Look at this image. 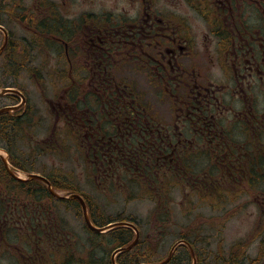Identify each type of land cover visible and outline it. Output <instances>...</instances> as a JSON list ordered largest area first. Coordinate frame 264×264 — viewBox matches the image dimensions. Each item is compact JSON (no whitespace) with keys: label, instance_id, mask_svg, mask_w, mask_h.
Returning a JSON list of instances; mask_svg holds the SVG:
<instances>
[{"label":"flooded vegetation","instance_id":"flooded-vegetation-1","mask_svg":"<svg viewBox=\"0 0 264 264\" xmlns=\"http://www.w3.org/2000/svg\"><path fill=\"white\" fill-rule=\"evenodd\" d=\"M77 1L88 5L87 11L78 12ZM3 3L0 69H69L68 74L87 79V106L78 98L72 102L67 91L49 104L62 123L53 135L80 151L86 170L98 176L89 179L99 192L93 196L109 199L119 185L131 194L127 187L138 183L136 177L128 178L132 168L141 174L142 165H152L157 178L176 176L184 161L195 169L203 208L210 191L226 195L207 204L217 212L230 199L264 188V0H27L16 8L13 0ZM196 23L209 27L204 44L194 33ZM12 28L23 33L17 41ZM203 69H219L223 80ZM123 73H146L154 106L167 107V121L148 103L151 96ZM77 83L70 78L67 85L78 90ZM56 148L63 150L59 143ZM150 151L156 154L152 161L141 158ZM174 159L178 167L173 175ZM33 164L28 163L32 172L47 179L54 191L62 188L63 178L42 174ZM242 179L248 188L234 187ZM111 185L117 188L109 189ZM260 194L264 204V189ZM83 197L89 207L91 197ZM52 201L58 200L46 184L16 179L0 162V256L15 233L18 243L30 234L33 240L44 234L52 240L56 219L44 206Z\"/></svg>","mask_w":264,"mask_h":264},{"label":"rangeland","instance_id":"rangeland-1","mask_svg":"<svg viewBox=\"0 0 264 264\" xmlns=\"http://www.w3.org/2000/svg\"><path fill=\"white\" fill-rule=\"evenodd\" d=\"M75 6L78 12L87 11L89 8L88 5L82 1H77ZM11 31L13 32L12 39L15 41L23 35L22 31H19L17 28H12ZM205 32H209V27L207 25H203L202 23L195 24L194 33L198 38L203 40V44L205 43ZM0 42H2V38L0 39ZM1 65L0 61V66ZM203 71L204 73H215L218 75L215 78H220L221 76L222 79L219 69H203ZM144 75H146V73H143L142 75L138 73H123L122 77L127 78L129 83H136L140 86L142 92L148 94L147 98L149 99L153 93L150 84L147 83ZM31 78L32 75L29 77V75L24 73L21 82L22 87L24 89L26 87L31 93L29 94L31 105H34L37 109L34 117L29 118V122L34 128L38 127L40 130L31 133V136L26 135L25 138L22 136V140L16 141L15 147L18 145L17 151L21 153L23 159L21 160V163L24 164L25 161V163L36 161V164H33L34 170H43L44 172L41 171L42 174L46 173L50 176L55 175L60 179L63 178V180H61L62 186L59 185V187L70 185L69 181H73L71 187L74 190H78L81 193L88 195V197H91V209H89V212L94 213L96 211L97 213H102L103 216H101L99 222L104 220V217L108 216H111L114 219L119 216L124 218H126L125 216H129L136 222L137 227L141 230L142 236H154L159 234V231H162L161 228H156L165 226L164 219H160L154 212L158 211V209H160V211L166 210L165 203H167L170 214H172V217H170V219L168 218L172 225V229L165 233L161 244V257L163 258L167 257L171 247L180 237L190 235L189 239L194 241L196 239V234L199 233L201 237H204V242L197 243L195 247L200 256L197 255L198 264H264V204H261L263 195L260 194L264 188L254 191L255 194H249L247 197H239L238 200H235V198L230 199V202L224 204L222 211L220 210L217 212L207 206L206 202H204V204L206 203L205 208L202 207V202L197 200V195L199 194L198 191L192 190L188 187L183 188L180 185L176 186L174 188L176 190L172 191V193L165 192L163 194L161 191L157 192L156 187H154V191L156 192L155 197L149 195L152 193L148 192L146 197L142 198L141 195L144 192L141 187L140 190L138 188L132 190L133 194L128 195L123 193L124 190L122 185L118 186L122 192L119 190L113 191L109 194V196H111L109 199L106 197L100 198L97 195L93 196L91 190L92 187H90L91 181L89 179L95 178V176L97 178L98 176L90 174V172L86 170L87 164L83 160L80 151H78L71 143H67L66 145L63 144L60 142V137L57 138L56 135H53L52 131L57 123V117L54 115L55 113H52L51 109L48 107L49 105L45 103V98L42 97L43 95L40 92L41 90L34 82L36 79ZM54 81L56 80L53 78L49 79V83ZM12 85H14L13 80H8L2 69H0V86L4 87ZM54 93L56 94L55 99L59 100L64 92L61 94L59 89L53 85V91L48 87L47 91L45 90L44 95L47 98H53ZM152 98L153 97L151 96L148 103H153L152 106L154 107L153 109H156V113L160 115L162 120L167 121L169 117L167 107L164 105L154 106V99ZM13 104L14 102L9 98H0V107L11 106ZM57 127L59 134L62 128V123L58 122ZM65 140L67 141V139ZM57 143L62 145L63 150L56 148ZM52 144L55 145L54 150H50V145ZM7 145L8 143L5 142V140L0 139V149L5 150ZM39 149L42 150V153ZM28 156H30V159L27 160ZM202 160L207 163L213 161L207 159ZM207 173L209 177H215L219 181L225 179L218 173L215 175L210 172ZM58 175H60V177ZM20 176L22 178L25 177L23 174H20ZM173 182L174 181H172L169 186H173ZM161 183L162 182L160 181V184ZM127 184H129V182H127ZM235 186L241 190L243 188H248L245 179L239 181L238 184L235 183L234 187ZM210 188H212V186ZM93 191L96 192L95 189H93ZM56 192L61 196H66L68 191L61 188L57 189ZM216 192L217 191H210L211 197H208L207 200L215 202L219 198H226L225 193L222 195L213 194ZM121 193L124 194L125 198ZM234 194L236 195V193ZM122 196L124 198L123 200L121 199ZM233 197L234 195L229 194V198ZM44 206L51 218L53 220L56 219V225L59 224L58 226H60L57 228L56 233H58L61 238L64 236L68 245H65L63 250L60 248L55 252L53 246L57 247V245L51 243L47 234H44V239H42V237L38 239L39 236L38 238H34L36 240L31 239L33 238V234H30L28 240H25L24 242L20 241V243H18L15 242V233L10 241L7 240V243L4 244L1 249L0 258L3 260L4 264H54L55 261L60 262V255H62V257H67L71 254L75 257H84V259L88 258L87 255L92 250V246L88 245L89 234L88 230H86L87 227L85 226L82 212H80L73 204L58 203L55 201H52L47 205L44 204ZM120 212H123L124 214H120ZM44 218L45 222L50 220L49 217L48 219L46 218L45 213ZM15 224H17V222H15ZM153 227H156V230ZM50 228L51 227L49 226L47 232ZM21 233L26 237L27 233ZM18 236H21V234L19 233ZM27 236L29 237V235ZM155 238H158V236ZM47 239L48 242L46 245L45 243ZM102 241L105 242L104 240ZM106 248L107 247L103 246L101 251ZM23 250L26 252L25 256H22ZM105 253L108 255V249L105 250ZM175 256L178 260H176L175 263L173 262V264H192L187 249L180 248ZM231 256L236 258L235 262H231ZM14 257L15 259H13ZM203 258L205 259L203 260ZM244 261H246V263Z\"/></svg>","mask_w":264,"mask_h":264},{"label":"trees","instance_id":"trees-1","mask_svg":"<svg viewBox=\"0 0 264 264\" xmlns=\"http://www.w3.org/2000/svg\"><path fill=\"white\" fill-rule=\"evenodd\" d=\"M0 13H1V9H0ZM26 70V69H4V75L7 77V79H13L14 85L12 86H4V87H14L17 86V79L20 78V75L22 74V71ZM66 72V71H63ZM66 73L60 74L59 76L62 77L63 75H65ZM49 76L53 77L55 75L50 74ZM56 77V76H55ZM16 83V85H15ZM79 85L78 90H75L74 88L71 87V85H69L68 87L72 88V94L70 95V99L72 102L76 101L77 98H80V104L84 103L86 106L88 105V95L86 94L87 92L84 93V82L83 81H79L77 83ZM6 98H9L13 101H17L18 98L17 96L14 95H8ZM83 98V99H82ZM36 113L35 108L33 107V105L29 104L27 107V112L24 116L22 117H18L15 118L13 117L12 114H3L0 116V139L5 140V142L8 143L6 150L9 152L10 154V158L12 163H14V165H21L19 159L15 156V151L17 150V146L15 147V143L16 141H20L22 140V136H24V138L26 137V135L28 136L29 133L31 131H33L35 128L31 125V123L29 122V118L34 117ZM16 114V113H15ZM33 128V130H32ZM29 131V132H28ZM152 151H150L149 153H146V155H142L141 158L145 159V160H150L152 161V155L156 156V154L154 152H152L153 154H150ZM176 156V154L174 155V157ZM179 160H177L178 162ZM140 163V162H139ZM176 164V161L174 159L172 168L173 166ZM183 164V168H180L177 172V166H175V168H173V175L176 172V176H174V179L178 178V182L182 185H184V177L185 174H192V167L189 166L188 164H185V161L182 163ZM142 164H138V168L141 166ZM135 168H136V163L134 164ZM23 167V166H22ZM156 169V168H155ZM155 169L152 167V165H150V167H147L145 165H142L140 167L141 170V174L138 171H134V169L132 168L130 170V172H128V178H130L131 176H134L137 178L138 183H132L131 186H128V190L130 191L131 194H133L134 189L138 188L140 190V187L143 189V194L141 195V197L145 198L146 194L148 192L152 193L149 195H152L153 197L156 196V192L154 191V187H156L157 192L161 191L162 193L167 191V187L170 185V183L172 182L171 176L169 175H164L161 176L159 178L156 177V173H155ZM183 175V176H182ZM173 177V176H172ZM127 178V179H128ZM111 180V178H110ZM160 181L162 183H164V186L161 188L159 186ZM196 182H188V184H186L185 186H189V188H191L192 190H196L199 191V185L196 184ZM130 184V183H129ZM144 185V186H143ZM65 190H74L71 185H64L62 187ZM117 187H115L114 185H111L109 189H116ZM120 190V189H117ZM113 191H111L110 193H112ZM122 192V191H121ZM130 195V194H129ZM125 198V196H124ZM90 202V201H89ZM67 204H73V205H78L76 203V201H72V202H67ZM89 207H90V203H89ZM165 207L166 210L164 211H160V209H158V211L155 213L156 216H158L160 219H164V227H153L154 229H160L162 231H159V234L156 235H143L141 236L139 242L137 243L136 247L131 251V252H124L121 253L117 256L116 258V264H146V263H156L159 261H162L163 259L161 258V244L165 233H167L171 228V224H170V220H168V218L170 219V217L168 216V207H167V203H165ZM79 209V208H78ZM91 209V208H90ZM91 216V220L94 223L95 226L97 227H105L109 224L115 223V222H123V221H130L132 223H135V221H133L130 217H128V219H124L123 217H118L116 219L112 218L111 216L108 217H104V220L100 221L102 213L100 214V212H94V213H90ZM103 218V217H102ZM59 225V224H58ZM57 225V228H59L60 226ZM155 229V230H156ZM88 230V234H89V238H88V245L92 246V250L88 253L87 255V259H84V257H75L74 255H69L67 257H62V255H60V262L55 261L54 264H113L112 263V253L122 247H126L128 245H130L134 239H135V234L134 232L126 227H117L115 229H112L110 231H108L105 234H98V233H94L92 231ZM57 231V230H56ZM53 232L52 233V240L51 243L54 245L56 244V246H53V249L55 250V252L58 249H62L64 248V246L68 245L66 239L61 238L58 233ZM64 231H65V227H64ZM189 234V233H188ZM156 236H158V238H155ZM190 238V235L187 236H183L181 237V239L188 241L193 248L195 249L197 243H202L204 241V239L201 237V235L199 233L196 234V239L194 241H192ZM102 240H104L105 242H103ZM103 246L107 247L106 249H108V255H106L105 250L103 249V251H101V249L103 248ZM73 248V247H71ZM180 248H186L184 246H181ZM196 255L199 256V253H196ZM54 256V255H53ZM200 257V256H199ZM55 258V256H54ZM190 258V257H189ZM178 260L176 256H174L172 258V261L169 264H173V262L175 263V261Z\"/></svg>","mask_w":264,"mask_h":264},{"label":"water","instance_id":"water-1","mask_svg":"<svg viewBox=\"0 0 264 264\" xmlns=\"http://www.w3.org/2000/svg\"><path fill=\"white\" fill-rule=\"evenodd\" d=\"M7 93H17V94H18L17 91H14V90H11V89H7V90L2 91L1 95H5V94H7ZM23 99H24V98H23ZM17 108H18V107H6V108H3V109L0 110V115L3 114V113H5V112L14 111V110H16ZM0 158L2 159V162H3V164L5 165V167L9 170V166H8V162H7V160H6L4 157H2L1 155H0ZM28 178H29V179H38V180L44 182V183L48 186V190H49V192H50L52 195H54V196H55L56 198H58V199L62 198L61 196H59V195H57L56 193L53 192L50 183H49L48 180L45 179L44 177H41V176H39V175H28ZM69 198H70V199H76V200L79 201V203H80V205H81V207H82V210H83V217H84L85 223H86V225H87L91 230H93V231H95V232H98V233H104V232H106V231L109 230V229L116 228V227H121V226H122V227H128V228H131V229H133V230L135 231V233H136V239H135V241H134L131 245H129L128 247H124V248H121V249L117 250V251L113 254V257H112V260H113V261H114V259H115V257H116L117 254H119V253H121V252H128V251H131V250L135 247V245H136L137 242H138V239H139L140 234H139L138 229H137L134 225H132V224H128V223H116V224H112V225H110V226H108V227H105V228H96V227L92 224V222H91V220H90V218H89L88 211H87V206H86V203H85V201L83 200V198L80 197L79 195H76V194H70ZM178 245H179V243L176 244V245L171 249L168 258H167L164 262L159 263V264H167V263L170 261L172 255H173V253H174V251H175V249H176V247H177ZM191 251H192V250H191ZM192 255H193V261H194V264H196V259H195V257H194V253H193V251H192Z\"/></svg>","mask_w":264,"mask_h":264}]
</instances>
